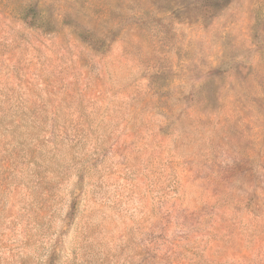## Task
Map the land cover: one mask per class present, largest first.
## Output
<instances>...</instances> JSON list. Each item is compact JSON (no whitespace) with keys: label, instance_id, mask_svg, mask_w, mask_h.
I'll return each mask as SVG.
<instances>
[{"label":"rangeland","instance_id":"obj_1","mask_svg":"<svg viewBox=\"0 0 264 264\" xmlns=\"http://www.w3.org/2000/svg\"><path fill=\"white\" fill-rule=\"evenodd\" d=\"M0 264H264V0H0Z\"/></svg>","mask_w":264,"mask_h":264},{"label":"trees","instance_id":"obj_2","mask_svg":"<svg viewBox=\"0 0 264 264\" xmlns=\"http://www.w3.org/2000/svg\"><path fill=\"white\" fill-rule=\"evenodd\" d=\"M22 19L28 20L32 26L38 28H46L49 24L42 12L38 8L33 7L22 13Z\"/></svg>","mask_w":264,"mask_h":264}]
</instances>
